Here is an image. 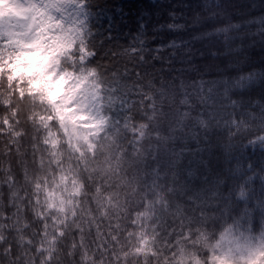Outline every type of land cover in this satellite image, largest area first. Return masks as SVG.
<instances>
[{"label": "clouds", "instance_id": "clouds-1", "mask_svg": "<svg viewBox=\"0 0 264 264\" xmlns=\"http://www.w3.org/2000/svg\"><path fill=\"white\" fill-rule=\"evenodd\" d=\"M0 264H264V0H0Z\"/></svg>", "mask_w": 264, "mask_h": 264}, {"label": "trees", "instance_id": "trees-1", "mask_svg": "<svg viewBox=\"0 0 264 264\" xmlns=\"http://www.w3.org/2000/svg\"><path fill=\"white\" fill-rule=\"evenodd\" d=\"M120 2L125 5V11L129 13V17L134 19V14L139 15L142 4H145L147 0H120ZM157 22L155 17H153V23Z\"/></svg>", "mask_w": 264, "mask_h": 264}]
</instances>
